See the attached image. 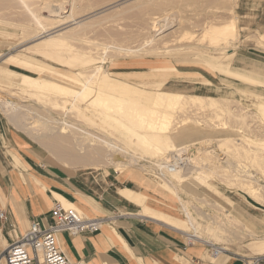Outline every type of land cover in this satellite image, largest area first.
I'll return each instance as SVG.
<instances>
[{"label": "rangeland", "instance_id": "374dc122", "mask_svg": "<svg viewBox=\"0 0 264 264\" xmlns=\"http://www.w3.org/2000/svg\"><path fill=\"white\" fill-rule=\"evenodd\" d=\"M71 11L72 19L81 21L79 27L69 21ZM154 19L162 23L169 21L170 26L162 34L154 36L150 31ZM208 22L232 24L235 29L233 44L221 51L222 42L202 31ZM60 28H65L60 46L44 53L41 47L45 43H39L40 38ZM67 53H72V56L67 57ZM77 58L84 59V64L77 65ZM95 68L109 78L145 93L184 95V102L181 99L177 107L162 110L143 108L147 114L137 110L132 115L128 104L123 101L115 100L110 103L111 108L104 111L101 103L88 105L93 96L81 101L74 99L72 94L66 93L65 96L62 94L64 91L53 88L55 84L50 87L55 81L54 72L70 77L80 74L79 80L84 84ZM22 76L50 85H22ZM61 81L75 91L83 85L81 81ZM86 84L94 87L89 81ZM189 96L214 98L216 103L212 102L215 106L209 107L210 102H191ZM0 97L14 101L15 108L19 106L21 112L24 109L30 111L29 114L34 116L30 122L37 128L43 127L40 124L43 120L54 117L77 123L91 133L108 135L123 144L133 156H129L133 163L121 171L122 174L146 179L157 195L173 199L176 208L163 210L176 223L175 226L193 233L185 217L188 213L196 217L199 231L203 232L205 226L212 222H224L223 226L229 228V232L226 231L234 237H228L227 232L225 237L230 242L222 243L220 240L215 244V247L225 250L220 264L231 261L242 264L253 256L264 254V244H261L264 242V205L246 192L248 185L264 192V0H0ZM114 103L120 105L119 109ZM71 105L79 107L80 114L95 123L98 129L88 128L91 123L78 119ZM123 106L131 113L130 116L137 114L135 119L144 115L139 120L147 118L143 124L151 125L148 128L152 131H160L158 133L166 137L173 150L179 151L182 164L195 165L199 168V175L192 174L181 181L178 175L171 174L172 171L150 173L147 166L154 165L156 159L151 158L147 146L132 143L123 135L121 125L112 127L95 117L102 110L104 114L112 113L113 117L118 115L115 118L119 119ZM153 118L155 122L151 120ZM124 119L120 118L128 124L130 119ZM85 122L89 123L88 126ZM0 126L21 131L1 109ZM67 134L71 136L70 132ZM26 137L34 143L43 162L70 168L53 159L31 136ZM220 140L224 141L220 143ZM225 140L230 141L224 144ZM14 159L15 165L20 166L19 158L15 156ZM201 166L206 167L201 170ZM111 168L112 165L107 163L104 167L84 171L117 174ZM209 217L211 220L207 219ZM6 222L7 217L6 221H0V231L10 243L12 230L14 237L16 231L19 235L23 233L17 230L16 225ZM228 222L232 224L228 226ZM181 232L173 231L180 240L181 251L196 247L202 252L201 259L188 264H216L212 262L214 249L211 245L201 242L188 244Z\"/></svg>", "mask_w": 264, "mask_h": 264}, {"label": "crops", "instance_id": "0c3cea01", "mask_svg": "<svg viewBox=\"0 0 264 264\" xmlns=\"http://www.w3.org/2000/svg\"><path fill=\"white\" fill-rule=\"evenodd\" d=\"M33 144L21 131L0 126V212L6 214L8 222L16 225L20 233L28 229L33 219L43 225L51 223L49 212L55 205V193L87 218L103 221L95 234H57V244L70 261L138 264L125 251L116 233L143 264H184L177 260L178 255L189 263L201 259L200 249L191 247L181 251L180 240L172 228L141 215L142 206L121 195V191L128 189L143 194L144 206L152 210L164 213L163 209H175L174 200L157 195L146 179L132 174H104L52 165L41 160ZM15 156L20 166L15 165ZM16 234L19 236L17 231ZM223 254L216 256L213 263L220 264Z\"/></svg>", "mask_w": 264, "mask_h": 264}, {"label": "bare ground", "instance_id": "6f19581e", "mask_svg": "<svg viewBox=\"0 0 264 264\" xmlns=\"http://www.w3.org/2000/svg\"><path fill=\"white\" fill-rule=\"evenodd\" d=\"M72 17H73V15H72V11H71V14L68 17L70 19L69 21L73 22V25H77L78 27L80 25H82L81 21L75 22V20L72 19ZM66 23L67 22L65 21L64 24H66ZM169 26H170V22L169 21H165L164 23H162L161 21L154 19L151 22V24H150V31L153 33L154 36L155 35L157 36V35L162 34L164 32V29H166ZM65 28H60V29L53 30V31L47 33L44 37L40 38L41 42H39V43H45L41 47L42 50L45 51L44 53H50V52H52V50L54 48L60 46L59 44H61V42H62L61 41L62 40V38H61L62 36L61 35L64 33L62 31ZM234 30L235 29H234L232 24H230V25L229 24H218L217 22H208L202 28V31L204 32V34L212 35V36L218 38L220 42H222L223 47L220 49L221 51L225 50L228 46H231L233 44V41H235ZM63 41H64V39H63ZM74 55H75V53H74ZM66 56L70 57V56H72V53L71 54L67 53ZM62 58H64V57H62ZM59 59H61V57H59ZM75 62L78 65V63L79 64L80 63L84 64L85 61L82 58H77ZM35 66H37V65H35ZM41 70H43V69H40L39 71H41ZM83 74H85V73H83ZM52 76L55 77L54 79H55L56 82L53 81L51 85L49 83H47V82H46L47 84L43 83V81L39 82L38 80L30 78V77H27V76H22L20 79L22 80V82H21L22 85L23 84H27V85H30L31 87L43 86V84H44V86L48 85V87H49V85H50V87H51L53 84H55V87L53 86V88H59L60 90L64 91V93H62V94H64V95L66 93H67V95H69V94L71 95L72 94V95H74V99H77V100L79 99L81 101L84 100L86 97L88 98L89 96H93L92 97L93 100L91 102H89L88 105H90V104L94 105L95 104L96 106H98L97 104L101 103V104H103L101 106H104V109H102L104 111L106 109L109 110L111 108L110 107V103H113L115 100H120V101H123L125 103V105H126V103L128 104L127 108L130 110V112H132V115H135L137 110L138 111L140 110L139 112L144 111L143 108H149V109H152V110H154V109H161L162 110V109H166V108L177 107L179 105L181 99H183V102H184V95H180V94H176V93H167V92H161V93H156V94L155 93H151V92H150V94L148 92L145 93V92L140 91L137 88H134L132 86H126L124 83H122V82H120L118 80H114V79L109 78V76L107 74L101 72L98 68H95L93 70V72H92V75L87 77V80L89 82H91V84L94 85V87H89V85L86 84V82H88V81H86L83 84L82 81L79 80V77L82 76L80 74L79 75L77 74L75 77H70V76H66V75L54 72V73H52ZM83 77H84V75H83ZM61 80H65L67 82H79V81H81L80 83H82L83 85L81 86V88L76 89V91H75L73 89V87L69 88V86L66 85L64 82H62ZM36 88H39V87H36ZM59 94H61V93H59ZM188 99H189V101L193 100V101H196V102L197 101H199V102L200 101L210 102L211 104L209 105V107L210 106L211 107L215 106L213 104L214 101L216 103V100L214 98H203L201 96H189ZM63 100H65L64 97H63ZM193 101H191V102H193ZM199 102H197V103H199ZM118 103H120V102H118ZM52 104H53V102H52ZM115 104L116 103H114V105ZM59 105H61V104H59ZM62 105H65V104H62ZM114 105H113V107H114ZM180 105L183 106L182 104H180ZM52 106H54V105H52ZM111 106H112V104H111ZM119 106L120 105H115V107H117L116 109H119ZM18 107L15 108V103L11 99L0 97V109L8 117L9 121L16 128H18L21 131H23L24 134L26 133V135L31 136L34 139L33 141L37 142V144L40 147H42L53 159H55L59 163H62L64 165H68L70 168H73V169H76V170L77 169H83L84 170V169H90V168L104 167L107 163L108 164L110 163L112 165L111 169L115 170V172L117 174H122L121 171H123L125 168L129 167L130 164L133 163L130 160V158H129V156L131 158L133 156L128 153V150L126 149V147L123 144H120L119 142H117L115 139L110 138V136H108V135H100V133L98 135V134L91 133L88 130L82 128L80 125H77V123L73 124V123H69V122H67L66 120H63V119L62 120L58 119V118L54 119L53 116H52L53 118H49L45 122H44V120H43V122L39 121L40 124L42 123V126H43V127H39L38 126L40 128L39 129V128L33 126L32 123L30 122V120L34 119L33 118L34 116L29 114L30 111L24 109L21 112V110H19ZM78 108H75L73 105H71V110H76L77 111V112L76 111L74 112L76 114V117L77 118L80 117L81 120L83 119L84 121H87V122L89 121V123H91L89 125L90 127L87 125L89 123H87V122L84 123L86 126H88V128H91V127L97 128L95 123H93L91 120L86 118V116H83L82 114H80V109H78ZM124 108H125V106H123V110H125ZM191 108H192V106H191ZM102 110H99V114L95 115V117L98 118L99 121H101L102 123H106L108 125H111L112 127H113V125H117V126L121 125V127H123L122 128L123 129V135H125L132 143H134L136 145L141 144V146H142V144H143V145L147 146L146 148H147V151H148L149 155L151 156V158L156 159L155 162H154V165H151V166L148 165L147 166V169L150 171V173L155 175L156 173L162 174L163 171H167L168 173H169V171H172L171 174L175 173L176 175H178V177H179V179L181 181H183L186 178L188 179V177L190 175H192V174L199 175V173H200L198 171L199 168L195 167V165H191V164H188L186 162L184 164H182L183 162H182V160H180L179 154H178L179 151L173 150V146L170 143L167 142L166 137L164 135L158 133L160 131H156L157 129L155 131H152V130H150L148 128L151 125H148V127H147V125L143 124L144 121L147 118L146 119L144 118L145 120H143V119L139 120L140 118H143L144 115L141 116V117H137V119H135L137 114H136L135 117H133L131 115L132 116V118H131V116H130L131 113L129 114L127 112V110H125V111L122 110V112L120 111V114L122 116L119 115L120 116L119 119L118 118L116 119L115 117H118V115H115L113 117L112 113L111 114L110 113L109 114L108 113L104 114V112ZM144 112L146 113V111H144ZM170 112H172V111H170ZM170 114L172 115V113H170ZM170 114H168L169 117H172ZM168 115H167V117H168ZM151 116H152L151 114H150V116L148 115L149 118ZM123 117L126 120L130 119V120H127L128 124L125 123L126 122L125 119H124L125 122L120 120V118H123ZM163 118L165 119V116H163ZM151 120L154 121L155 118H153ZM151 120H150V122H153ZM197 120L199 121V119H197ZM167 121L168 120H166V122ZM180 121H182V119ZM122 122L124 124H127V125H124ZM150 122H148V123L150 124ZM48 123H51L52 125H58V127L57 126H56L57 128L53 127V126H51V124L48 125ZM141 124H143V125H141ZM172 124H173V122H172ZM143 126H146V127H143ZM134 127H136L137 129H135ZM152 127H153V124H152ZM41 128H43V129H41ZM176 131H177V129H176ZM68 132H70V134H71L70 137L68 136L69 134H67ZM220 141L219 142L222 143V141H224V140H220ZM229 141L230 140H227V141L225 140L224 144L229 143ZM217 142L218 141H216V143ZM231 143H234V141L231 142ZM220 145H222V144H219V146ZM229 145H231V144H229ZM234 145H236V144H234ZM238 147H240L239 144H238ZM236 149H238V148H236ZM240 151H243V150L241 149ZM196 152H195V155H196ZM211 153L215 154L212 151H211ZM145 154H147V153H145ZM115 157H119L118 160H116ZM186 158H185V161H186ZM135 164H136V162H135ZM198 165H200V163ZM201 167H203V168H201V170H203L204 167H206V166H201ZM197 172H199V173H197ZM209 173L211 174V172H209ZM175 174H172V175H175ZM217 174H219V173L217 172ZM215 176H216V174H215ZM219 176H221V175H219ZM162 178H164V177H162ZM250 179H253V178H250ZM243 183H244V181H243ZM189 186H190V184H189ZM236 186H238V185H236ZM262 189L264 191V188H262ZM246 192L248 193V195L250 197H252L253 199L257 198V200L264 205V199H263V195H262V194H264V192L262 193L259 188L254 189V186L248 185V188H246ZM54 197H55L56 201L59 204H61L63 207H69V208L75 209L77 212L82 213L80 210H78V208H76L74 205L70 204L68 201H66L60 195H57V194L54 193ZM123 197L128 199V200H130L131 202L134 201L135 204L137 203V204L141 205L142 208H143V209L141 208L142 209L141 215L148 216V217H151L153 219H156V221L158 220V221L162 222L163 224H165L166 226L172 228L173 230L180 231V232L182 231L181 233H183V235L185 236L184 239H186L188 244L201 242L203 244L211 245V247H213V249H214V253H213V256H212V262L214 261V258L216 256H218L220 253L225 251L222 248L215 247V244L218 241H220V240L222 241V243H225V241L226 242L229 241L228 238L225 237V233L227 232L226 230H228L229 228H225V226H223L224 222H222L223 224L220 223V222L219 223L218 222H212L211 224H207L205 226V228L203 229V232H202V230L201 231H199L200 229L198 230L199 222L196 220V217L186 213L185 217H186V219L188 221V224H190L192 226V228H193V233L189 234V233L186 232V230H182V229L178 228L177 226H175L176 223L173 220H171V217L169 215H167L165 213H162V212H159V211L152 210L149 207L144 206V200H143L144 196L142 194L134 193L131 190L125 189L123 191ZM80 213H78V214H80ZM210 217L207 218V219H210ZM225 222H227V221H225ZM231 222H228L229 223L228 226H230V224L233 223V222L232 223ZM242 228H243V226H242ZM230 230H232V229H230ZM228 232H229V230H228ZM228 232H227V234H229L228 235V237H229L231 235V233H228ZM232 233H235V232L233 231ZM15 235L18 237V234L15 233ZM116 235H117L118 239L121 241L125 251L128 253L130 258L134 262H137L138 264H143L142 259L139 258L134 253V251L130 248L128 243L121 236H119L117 233H116ZM235 235H236V233H235ZM16 236L14 237V239L17 238ZM231 237H234V235H231ZM233 240L235 241V239H233ZM236 240H237V238H236ZM0 244L3 247H7L8 246V243L3 238V235L1 234V231H0ZM261 244H264V242L261 243ZM177 260L181 261L184 264H188V262H185L179 255L177 256Z\"/></svg>", "mask_w": 264, "mask_h": 264}, {"label": "built area", "instance_id": "2783aa9c", "mask_svg": "<svg viewBox=\"0 0 264 264\" xmlns=\"http://www.w3.org/2000/svg\"><path fill=\"white\" fill-rule=\"evenodd\" d=\"M49 216V225L33 219L28 229L16 239L12 237V230L8 246L0 244V264H84L82 261H70L60 250L56 236L60 232L71 236L95 234L103 221L87 218L58 202H55ZM3 220L6 221L5 214L0 212V221ZM242 264H264V254L253 256Z\"/></svg>", "mask_w": 264, "mask_h": 264}, {"label": "water", "instance_id": "95a60500", "mask_svg": "<svg viewBox=\"0 0 264 264\" xmlns=\"http://www.w3.org/2000/svg\"><path fill=\"white\" fill-rule=\"evenodd\" d=\"M119 157H115L116 160H118Z\"/></svg>", "mask_w": 264, "mask_h": 264}]
</instances>
